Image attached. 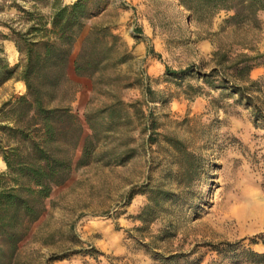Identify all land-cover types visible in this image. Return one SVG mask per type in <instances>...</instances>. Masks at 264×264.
Returning <instances> with one entry per match:
<instances>
[{
  "label": "rangeland",
  "instance_id": "1",
  "mask_svg": "<svg viewBox=\"0 0 264 264\" xmlns=\"http://www.w3.org/2000/svg\"><path fill=\"white\" fill-rule=\"evenodd\" d=\"M104 2L87 30L97 25L119 36H108L110 62L92 77H76L72 68L64 102L88 134L87 113L99 127L93 152L43 199L42 215L12 264H252L239 262L234 251L215 249L241 242L264 251L262 243L250 244L264 232V123H256L254 111L264 113V11L256 22L234 24L226 21L232 11L198 19L179 0ZM15 13L0 10V21ZM0 31L7 29L0 25ZM16 50L0 34V56L11 65L20 61ZM247 56L261 64L248 80L235 81L250 85L252 107L200 78ZM190 66L195 75L186 79L167 73ZM188 84L199 86V93ZM25 92L23 81L8 80L0 86V107ZM110 105L117 106L119 118L108 128L104 113L96 111ZM170 138L193 153L192 166ZM64 148L76 164L82 150L72 143ZM124 149L134 155L121 164L100 155ZM160 189L168 196L154 203L150 197ZM148 205L143 222L137 216Z\"/></svg>",
  "mask_w": 264,
  "mask_h": 264
},
{
  "label": "trees",
  "instance_id": "2",
  "mask_svg": "<svg viewBox=\"0 0 264 264\" xmlns=\"http://www.w3.org/2000/svg\"><path fill=\"white\" fill-rule=\"evenodd\" d=\"M198 19H209L220 10L232 11L227 22L241 24L256 22L259 11H264V0H179ZM104 0H1L0 10L14 8L15 15L0 21L7 32L0 31L3 39L14 42L20 61L11 65L0 56V86L12 78L23 81L26 92L12 97L0 107V156L7 171L0 172V264H12L15 251L27 235L31 225L42 215V201L52 188L64 184L77 167L86 164L93 152V139L99 132L90 113L86 114L89 129L70 106L64 105L71 69L76 77H92L110 62L108 36H119L107 27L93 25L89 20L105 9ZM256 57H246L226 67H213L208 73H199L204 83L213 89L229 90L248 107L253 106L250 85L235 80H248L253 68L260 66ZM227 69H230L227 71ZM194 66L183 70L167 68L174 79L195 75ZM254 81L251 82L253 84ZM188 90L199 93L200 87L187 85ZM152 101L156 91L147 87ZM256 123H264V113L255 107ZM96 112L104 113L107 126L117 123L118 108L110 105ZM151 127L156 128L154 121ZM154 140V139H153ZM173 146L193 165V153L182 148V141L170 138ZM73 144L82 154L74 164L64 146ZM124 163L134 155L133 149L120 153L105 151L100 155ZM192 172L190 167L186 170ZM168 192L160 189L150 200L159 203ZM131 198V196H130ZM150 205L137 216L145 222ZM264 245V232L250 239V244ZM219 252H236L239 262L264 264V251H256L241 242ZM96 248L90 250L91 254ZM240 264V263H239Z\"/></svg>",
  "mask_w": 264,
  "mask_h": 264
},
{
  "label": "crops",
  "instance_id": "3",
  "mask_svg": "<svg viewBox=\"0 0 264 264\" xmlns=\"http://www.w3.org/2000/svg\"><path fill=\"white\" fill-rule=\"evenodd\" d=\"M65 1H67V2H71V1H74V0H65ZM16 53H18V51L16 50Z\"/></svg>",
  "mask_w": 264,
  "mask_h": 264
}]
</instances>
